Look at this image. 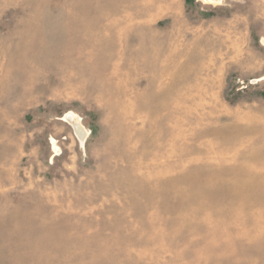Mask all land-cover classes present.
Masks as SVG:
<instances>
[{"label": "rangeland", "instance_id": "374dc122", "mask_svg": "<svg viewBox=\"0 0 264 264\" xmlns=\"http://www.w3.org/2000/svg\"><path fill=\"white\" fill-rule=\"evenodd\" d=\"M263 43L264 0H0V264H264Z\"/></svg>", "mask_w": 264, "mask_h": 264}, {"label": "bare ground", "instance_id": "6f19581e", "mask_svg": "<svg viewBox=\"0 0 264 264\" xmlns=\"http://www.w3.org/2000/svg\"><path fill=\"white\" fill-rule=\"evenodd\" d=\"M217 2V1H216ZM264 44V43H263ZM63 119H67L68 123L70 125L73 126V129L75 131V133L80 137V138H84L85 137V129L82 125V123L80 122V118L79 116H77L76 114H74L73 112H69L66 114V116ZM66 120V121H67ZM83 141V140H82ZM54 148V147H53ZM56 148V147H55Z\"/></svg>", "mask_w": 264, "mask_h": 264}]
</instances>
